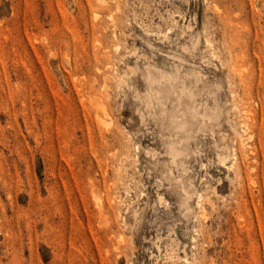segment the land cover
<instances>
[{"label":"rangeland","instance_id":"obj_1","mask_svg":"<svg viewBox=\"0 0 264 264\" xmlns=\"http://www.w3.org/2000/svg\"><path fill=\"white\" fill-rule=\"evenodd\" d=\"M0 264H264V0H0Z\"/></svg>","mask_w":264,"mask_h":264}]
</instances>
